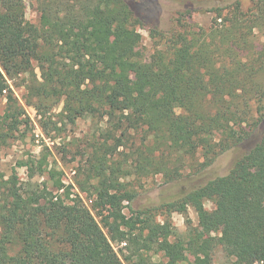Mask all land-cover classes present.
Returning <instances> with one entry per match:
<instances>
[{
	"label": "trees",
	"instance_id": "16d2710c",
	"mask_svg": "<svg viewBox=\"0 0 264 264\" xmlns=\"http://www.w3.org/2000/svg\"><path fill=\"white\" fill-rule=\"evenodd\" d=\"M33 1L36 24L24 0H0V151L29 123L8 81L23 87L46 136L88 120L74 185L89 207L47 147L17 163L25 179L0 172V264H212L217 247L231 264H264V44H255L264 0L246 11L226 2L208 28L182 26L147 60L138 28L159 34L156 0ZM238 147L227 174L155 209L123 212L135 197L127 180L169 183L196 158L202 171ZM188 206L198 225L186 217L183 235L169 217L157 220L159 209L186 216ZM112 244H124L121 260Z\"/></svg>",
	"mask_w": 264,
	"mask_h": 264
},
{
	"label": "rangeland",
	"instance_id": "374dc122",
	"mask_svg": "<svg viewBox=\"0 0 264 264\" xmlns=\"http://www.w3.org/2000/svg\"><path fill=\"white\" fill-rule=\"evenodd\" d=\"M157 8L150 14L152 20L150 24L159 34L151 35L147 28H138L139 34L142 36L140 51L147 60L148 57L156 50L164 47V43L169 34L172 32L182 31L185 25H194L201 28H208L214 18V9L223 6L226 2L239 1L241 9L246 11L251 7L250 0H156ZM26 19L36 24L38 21V12L36 4L33 0H24ZM153 23V24H152ZM183 26V27H182ZM255 44L259 47L264 44V37L256 36ZM35 65V63H34ZM37 72V70H36ZM14 99L24 109L26 117L29 119L27 125L20 127L16 139L12 140L7 148L0 151V172L8 176L15 170L18 176L23 180L26 178V170L18 168L17 163L28 157L37 156L41 153L44 147L50 150L51 155L48 156V162L63 172L62 179L65 184L72 185L73 191L77 193L86 207H89V202L82 193L74 185V177L77 167L81 165L82 158L79 152L83 149L84 144H81V139H84L89 134L88 120H78L74 125H66L61 128V131L50 132L45 135L39 127V116L31 108L25 105L23 100L24 89L21 86H16L14 82L8 81ZM7 106V99L0 96V114L3 113ZM264 106V103H263ZM61 110V104L52 109L50 117L53 122L58 121L57 114ZM177 113L180 110H176ZM60 126V124H58ZM257 139V138H256ZM254 139V141L256 140ZM252 142L246 145H252ZM60 149H65V152L59 153ZM244 153V148H232L229 151L218 156L211 166L199 171L197 163L200 158H196L194 162L186 166L181 176L172 182H165L161 175L150 176L141 180L129 179L128 188L135 194L134 199L123 204V212L130 215L131 211L142 210L146 208H156L167 203H171L190 190L197 186L203 185L210 179L223 176L228 173L233 163ZM45 178V176H43ZM38 179V178H36ZM43 180V178H41ZM52 189H48L43 195L46 201L52 195ZM207 210L213 209L210 202L205 203ZM156 212V211H155ZM157 220L169 217L171 224L176 234L183 235L187 229L186 217L189 219L193 227H197V214L195 210L188 206L186 216L181 213L173 212L167 215L165 210L159 209L157 212ZM98 221V219L96 218ZM124 246L112 244L113 250L121 260L119 250ZM189 261L192 257L189 256ZM212 264H231L229 259H226L220 247L214 249L212 254ZM155 262L162 261L163 257L160 253L153 256Z\"/></svg>",
	"mask_w": 264,
	"mask_h": 264
}]
</instances>
